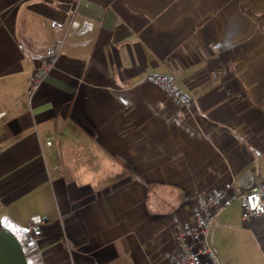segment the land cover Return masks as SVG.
<instances>
[{
  "label": "crops",
  "instance_id": "obj_1",
  "mask_svg": "<svg viewBox=\"0 0 264 264\" xmlns=\"http://www.w3.org/2000/svg\"><path fill=\"white\" fill-rule=\"evenodd\" d=\"M53 20L65 47L27 104ZM263 162L264 0H0V264H171L181 197L248 190Z\"/></svg>",
  "mask_w": 264,
  "mask_h": 264
},
{
  "label": "built area",
  "instance_id": "obj_2",
  "mask_svg": "<svg viewBox=\"0 0 264 264\" xmlns=\"http://www.w3.org/2000/svg\"><path fill=\"white\" fill-rule=\"evenodd\" d=\"M50 26L58 31L60 36L46 50L40 65L33 70L25 93L27 104L31 103L41 84L56 68L65 47L71 21L66 23L53 20ZM216 76L213 74V77ZM144 82L156 85L179 109L185 112L192 110V100L181 91L176 76L154 73L148 75ZM236 201L240 202L241 218L244 222L263 217L264 181H259L248 190L242 189L241 183L230 181L222 187L187 196L185 202L189 205L190 216L188 218L173 216L170 220L172 237L176 245V251L168 257L171 264H221L210 244V234L217 218ZM44 224L45 220L34 217L29 221V231L34 233Z\"/></svg>",
  "mask_w": 264,
  "mask_h": 264
},
{
  "label": "rangeland",
  "instance_id": "obj_3",
  "mask_svg": "<svg viewBox=\"0 0 264 264\" xmlns=\"http://www.w3.org/2000/svg\"><path fill=\"white\" fill-rule=\"evenodd\" d=\"M261 166L264 174V162ZM187 196L192 195L184 194L182 200L185 201ZM241 210L239 201L226 209L228 223L214 225L210 244L221 264H264V239L259 236L261 233L242 221ZM174 216L178 217V214Z\"/></svg>",
  "mask_w": 264,
  "mask_h": 264
},
{
  "label": "trees",
  "instance_id": "obj_4",
  "mask_svg": "<svg viewBox=\"0 0 264 264\" xmlns=\"http://www.w3.org/2000/svg\"><path fill=\"white\" fill-rule=\"evenodd\" d=\"M32 232H29V231H25L24 232V237H25V240H27V242H28V245L30 246V248H31V246H32V240H33V238H34V234H35V232L34 233H32ZM34 249L33 248H31V250H29V252L28 253H30V252H32ZM28 251V250H27Z\"/></svg>",
  "mask_w": 264,
  "mask_h": 264
}]
</instances>
